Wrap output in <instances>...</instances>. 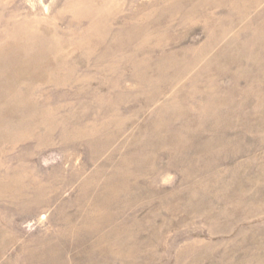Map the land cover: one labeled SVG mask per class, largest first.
Instances as JSON below:
<instances>
[{"label": "rangeland", "instance_id": "374dc122", "mask_svg": "<svg viewBox=\"0 0 264 264\" xmlns=\"http://www.w3.org/2000/svg\"><path fill=\"white\" fill-rule=\"evenodd\" d=\"M0 264H264V0H0Z\"/></svg>", "mask_w": 264, "mask_h": 264}]
</instances>
